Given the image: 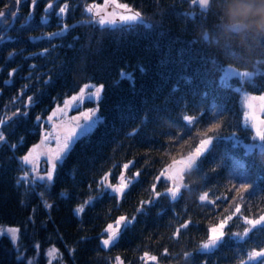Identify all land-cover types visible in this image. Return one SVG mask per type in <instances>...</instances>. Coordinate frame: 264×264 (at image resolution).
I'll list each match as a JSON object with an SVG mask.
<instances>
[{"label": "trees", "instance_id": "1", "mask_svg": "<svg viewBox=\"0 0 264 264\" xmlns=\"http://www.w3.org/2000/svg\"><path fill=\"white\" fill-rule=\"evenodd\" d=\"M99 1L0 0L5 11L0 21V119L6 121L0 124L5 136L0 143V224L19 228L15 244L0 233V264L30 259L47 264L46 249L52 245L66 264H114L116 257L126 264H157L145 252L159 264H239L241 259L264 264V258L247 257L264 247V222L238 236L249 226L234 216L216 245L199 247L207 229L229 215L235 203L250 219L264 215V149L251 145L257 138L243 123L241 92L235 88L241 83L262 94L264 68L253 70V81L237 74L222 80L229 66L250 69L228 50L200 38L198 32L216 17L193 0H119L144 21L116 25L96 22L88 9ZM60 7H65L63 14ZM65 24L67 31L49 40L46 34ZM89 82L104 85L97 102L102 119L76 139L58 162L54 180L33 182L21 157L41 139L52 108ZM30 96L33 103L26 107ZM17 108L28 116L13 117ZM209 137L205 151L183 172L173 199L166 191L174 187L171 175L158 178ZM123 171L138 176L118 201L109 189L77 214V205L96 196L100 176L107 172L108 182H115ZM25 172L29 176L22 180ZM241 184L249 187L241 189ZM120 215L131 223L105 247L101 233ZM185 221L191 223L181 229ZM17 247L24 254L20 260ZM185 251L191 253L188 258Z\"/></svg>", "mask_w": 264, "mask_h": 264}, {"label": "snow or ice", "instance_id": "2", "mask_svg": "<svg viewBox=\"0 0 264 264\" xmlns=\"http://www.w3.org/2000/svg\"><path fill=\"white\" fill-rule=\"evenodd\" d=\"M193 2L198 3L201 9H205L203 0H193ZM16 3H19V0H16ZM31 3L35 4L36 0H31ZM109 3H112L115 5V4H117V0H105V5H107ZM118 7L120 9H127L128 6L126 4H120V5H118ZM88 10L92 11V8L89 7ZM59 12L61 14H63L65 12V7H60ZM4 15H5V12L0 11V17H3ZM11 15L13 17H15L17 15V13L13 12V13H11ZM139 15H140L139 13H135L134 15L119 14V20H121V21L135 20L139 17ZM115 18H116V14H113L112 16H109V17L101 16L99 18V23L101 25H103L105 23H115ZM68 27L69 26L67 24H65L59 30V32H49L46 35L48 36L49 40H51L53 37L59 36V35L63 34L64 32H66ZM53 47L55 48V47H59V46L53 45ZM121 75H124V72H121ZM237 75L240 77H249L252 75V73L248 72V71H243V72L237 73ZM89 87H91L93 89V91L87 93V95L90 98L95 97L97 100H99L100 95H101V91L104 88V85L100 84L99 86H97V85H91L90 86L88 84H85L83 87L80 88V91L76 95L71 96L70 100L65 101V107L70 106V101L82 100L84 98V95H85V90L88 89ZM257 99H259V101L261 102L260 103V109L262 111H264V95H261L258 98L253 96L248 103V107L250 109H253L251 115H252V120H253V127L256 128V134L261 136L262 138H264V131H261V124L264 123V121H261L259 119V117L256 115L255 105L253 103V101H255ZM28 100H29V104L26 107L31 106V104L33 103V98L31 96L28 98ZM57 110H59V109H54L52 114L49 115L47 117V119L51 120L52 117L56 115ZM93 111L94 110L92 108H89L86 111L79 112L78 117L73 116L71 119L74 122L78 121V118H84L85 120H91ZM12 116L25 118L28 116V113H27V111L21 112L20 109L17 108L16 112L13 113ZM35 119L39 122L42 119V117L36 116ZM192 119L193 118L191 116L186 117V120H188V121H192ZM5 123H6V121L4 119H0V124H5ZM94 124H95V121H93L92 123L86 124L82 127L81 124L77 122V123H75L74 127L67 128L65 130L64 135H63L62 142H61L60 138H57V145H58L57 149L53 152L48 153L50 166L45 169L44 176H36L34 178L33 182H35L36 179H40V180L46 179L47 181L54 180L53 172L57 168L55 160L57 159V157L60 156V154L62 152H64V150L69 148L70 143L72 141V138L76 134V129L80 128V134L84 135L92 129ZM37 128H39V124L37 125ZM211 139H212V137H209L208 139H202L200 141L199 147L196 148L195 152L192 155H190L186 161L180 162L183 165V167L178 169V172H182L185 169H191L194 162L196 161V158L199 157L201 155V153H203V151L205 150V148L207 147V145L209 144ZM4 140H5V136H4L3 132H0V141H4ZM12 147H14V146H12ZM39 147H40V145L33 143L32 147L28 150V153L21 157V159L24 162L31 163L33 173L36 172V159H37V156L39 155V153L36 152L35 150L38 149ZM124 167L127 168L128 165L125 164ZM165 175H167V173L162 174L161 177H159L158 179L163 181ZM28 176H29V173L25 172L23 177H21V179L27 180ZM108 176H109V173L105 172L102 176L99 177V180L96 181V185H97L95 188L96 196L95 197L89 196L88 199L83 202V204L77 205V207H76L77 214L83 213L85 211L84 205L90 204V202L93 201L94 199H96L97 197H103L104 195L109 194V192H108L109 189L111 190L110 194L112 195L113 200L118 201L123 196L125 189L128 187V184L124 183L123 174L121 173L120 183H118V184L109 183L108 182ZM170 179L173 181L174 187L169 188L166 191L171 195V197L173 199H175L176 196L179 194L180 184L178 183V178H177L176 174L171 175ZM152 187H153V189H155L157 187V185L153 184ZM248 187H249L248 184H241L240 185L241 189H245ZM89 188L90 189L92 188L91 184H89ZM41 195H43V193H41ZM154 195L156 197H160L162 194L159 191H154ZM204 199H205L204 196L200 197L201 201H203ZM233 199L236 200L238 198L234 197ZM150 202L151 201H149V203ZM143 204H144V202H141V208L137 209V211L142 210ZM44 206L45 207H51V205H48L47 202H45ZM234 216H239V218L242 219L249 226V227H245L243 229V233H235L238 236L248 234L250 227H254L257 224L264 222V215H260L258 219H250L248 215H244L241 212V205L239 203H235L234 204V210H231L229 215L223 216L218 221V223H213L207 229V232H208L207 238L205 240L200 241L199 247L201 249H208V248H211L214 245H216L226 235V232H225L226 226L228 225L229 221H231ZM135 219H136V217L133 216L132 220H135ZM129 223H131V221L125 215H120V216L116 217L112 222L107 223L106 227L103 229V232L101 233L102 244L105 247L109 246L112 242H114L117 239V237L121 234L122 229L126 228ZM190 223H191L190 221H185L184 224L181 225V229L188 228ZM3 231L7 232V234L11 237L13 244H15V242L17 241V238H18L19 228L9 227L6 230L0 229V232H3ZM179 232H180V229H178L176 232H174L172 235V238L175 240H178L179 239ZM103 237H106V238H103ZM37 247H38V245H37ZM16 251L18 253V255L16 256V259L17 260L22 259L24 254L22 252H20L18 247H17ZM193 251H195V249H193ZM52 252H53V249H49L48 255L51 256ZM170 255H171V253H169L168 249L165 248L164 249V256L168 257ZM177 255H179V253ZM182 255L184 258H188L191 255V253L185 251V252H183ZM144 257H149V253L145 252ZM247 257H248V260H252L255 257L264 258V247H261L258 251L256 249H253L252 251H250L247 254ZM116 259L119 261L120 257H116ZM150 259L153 261H157V264H159V261L157 260L156 256H151ZM27 264H33L32 260H28ZM203 264H206V262H203ZM239 264H246V262H245V260L241 259L239 261Z\"/></svg>", "mask_w": 264, "mask_h": 264}, {"label": "rangeland", "instance_id": "3", "mask_svg": "<svg viewBox=\"0 0 264 264\" xmlns=\"http://www.w3.org/2000/svg\"><path fill=\"white\" fill-rule=\"evenodd\" d=\"M120 4H126L128 6L127 9H120L118 7V5H120ZM89 7L92 8L91 12L93 14L94 19L96 20V22L98 24H100L99 23V18L101 16L109 17L110 13L116 14L115 23H105L103 25H116V24H119V23H122V22H124V23H132V22H137V21H144V17L142 16V14L139 11L133 9L127 3L121 2L119 0H117V4H115V5L112 4V3H109V4L105 5V0H101L99 2L93 3ZM135 13H139L140 14L139 17L137 19H135V20H125V21L119 20V14L134 15ZM243 71H247V70H243V69L235 68L233 66H229V67H227L225 69V71L223 73V76H221L222 80H224L226 82L227 81L229 82V79H230V77L233 74H237V73L243 72ZM248 72H251L252 75L249 76V77H241V78L242 79H246L247 78V79L253 81L254 74L256 72L253 71V70H248ZM86 84H88L90 86L91 85H97V86L100 85V84H97L96 82H89V83H86ZM235 88H237L241 92V97H242V102H243V107H244L243 118H242L243 119V123L245 125H247V126H250L254 130L253 134L257 138L256 142L251 143V145L256 144L261 149H264V143L262 141V137L256 134V128L253 127V120H252V115H251L253 109H250L248 107V103H249L250 99L253 96L258 98L259 96L264 95V92H262V94H260V95H258L256 93H252V92L246 90V88L244 86H242L241 83L236 84ZM79 91L74 92V93L66 96L63 99V101L57 103L52 108V110L49 113V115L52 114L54 109H59V110L56 111V115L53 116L51 120H48L46 118V122L47 123H46V126L43 128V133H42L41 139L36 143V144L40 145V147L35 150L36 152L39 153V155L37 156V159H36V172L35 173L32 172L31 163L24 162L27 165V167L29 169V172L34 177H36V176H44L45 169L50 166L48 153L53 152V151H55L57 149V146H58L57 145V138H60V140L62 142L63 135H64L65 130L67 128L74 127L75 123H77V122L80 123L81 126L83 127L84 125L92 123L93 121H95V124L92 127V129H93L97 125V123L102 119L103 116H102V114L99 111V107H98V103H97L98 100L95 97H91L90 98L87 95V93L93 91V89L91 87H89L88 89L85 90V95H84V98L82 100L70 101V106L69 107H65V101L66 100H70V97L73 96V95H76ZM101 93H102V91H101ZM253 103L255 105V113H256V115L259 117V119L261 121H264V111H262L260 109V103L261 102L259 101V99H257L255 101H253ZM89 108H92L94 110L93 114H92V117H91V120H85L84 118H78V121H75V122L72 121L71 118L73 116H77L78 117V113L79 112L86 111ZM261 131H264V123L261 124ZM0 132H2L1 129H0ZM79 136H81L80 128H77L76 129V134L73 136L69 148L64 150V152H62L60 154V156L57 157V159L55 160L56 165L58 164L59 161L62 160L64 155L68 152V150L71 148V146L74 144V142L76 141V139ZM0 143H1V141H0ZM194 152H192L190 155H192ZM190 155L182 157L181 159H178L175 162H173L167 168V172L166 173L168 175L176 174L177 178H178V182H179L183 172L185 170H187V169H185L182 172H178V169L183 167V165L180 162L181 161H186ZM54 172H55V170H54ZM54 172H53V175H54ZM122 174H123L124 183H126L128 185L138 176V173H135V175H129L125 171H123ZM120 177H121V175L119 176L117 181H115V182L109 181V183H116V184L120 183ZM45 181H47V180L45 179ZM9 227H17V226H9V225H6V224H0V229H5L6 230ZM0 233H6L7 234L6 231L0 232ZM49 249H53V252H52L51 256L48 255V250ZM46 254H47V258H48L47 264H66L65 262L62 261L61 256L58 253L57 247L54 246V245L49 246L46 249ZM151 256H154V255L150 254L149 257H148V260H150ZM114 264H126V263L120 258L119 261L116 259Z\"/></svg>", "mask_w": 264, "mask_h": 264}, {"label": "clouds", "instance_id": "4", "mask_svg": "<svg viewBox=\"0 0 264 264\" xmlns=\"http://www.w3.org/2000/svg\"><path fill=\"white\" fill-rule=\"evenodd\" d=\"M204 8L216 20L198 32L200 38L250 70L264 68V0H207Z\"/></svg>", "mask_w": 264, "mask_h": 264}, {"label": "water", "instance_id": "5", "mask_svg": "<svg viewBox=\"0 0 264 264\" xmlns=\"http://www.w3.org/2000/svg\"><path fill=\"white\" fill-rule=\"evenodd\" d=\"M203 3H204V4L207 3V0H203ZM0 11H3V12H4V10H1V9H0ZM112 15H113L112 13L109 14V16H112ZM3 17H4V16H3ZM3 17H0V20H1Z\"/></svg>", "mask_w": 264, "mask_h": 264}]
</instances>
